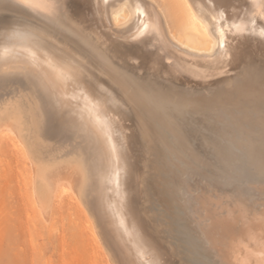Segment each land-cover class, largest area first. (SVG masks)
Returning a JSON list of instances; mask_svg holds the SVG:
<instances>
[{
  "label": "bare ground",
  "instance_id": "obj_1",
  "mask_svg": "<svg viewBox=\"0 0 264 264\" xmlns=\"http://www.w3.org/2000/svg\"><path fill=\"white\" fill-rule=\"evenodd\" d=\"M262 6L264 0H0V180L16 176V156L29 158L17 170L27 174L19 180L21 204L34 211L30 229L38 231V218L54 234L62 209L73 222L70 234L78 232L83 261L75 256L76 264H176L142 208V158L148 127L177 128L175 117L203 109L231 132L232 146L213 147L215 158L200 156L183 132L174 151L153 129L172 169L167 206L185 261L261 264ZM163 76L183 84L165 87ZM196 86L215 94L195 100L202 92Z\"/></svg>",
  "mask_w": 264,
  "mask_h": 264
},
{
  "label": "rangeland",
  "instance_id": "obj_2",
  "mask_svg": "<svg viewBox=\"0 0 264 264\" xmlns=\"http://www.w3.org/2000/svg\"><path fill=\"white\" fill-rule=\"evenodd\" d=\"M167 62H169V60H167ZM142 73L140 71V74H142ZM143 74H144V76L147 75L146 73H143ZM162 79H164V80H166V79L163 76V77H160V80H159L160 82L164 83L165 87H167L169 84L179 85V86L183 84L180 81H177L174 79H168L166 82H164ZM191 86L195 87V84L193 83ZM186 87H189V86L186 85ZM196 87H198V86H196ZM199 87H198V89H199ZM199 90H202V92H200V94L197 96V98H195V100H201L200 97H204V98H205V96L211 97L213 94H215V90L212 89L211 87H206L205 89L202 88ZM138 111L143 117L145 116V114L143 113V111L141 109H138ZM204 111H203V109H201L199 112L198 111H188L185 114L184 120H183V117H175V120L177 118L176 121L178 122V124H180L179 126H181V127H179L177 125V128L175 127V128H164L163 129V127H158L156 124H155V126L148 127L150 135H151V142H149V144H150V146H152V148L149 146V148L146 151L145 156L142 158V162L144 163V165L141 167L143 175H144V181H143V185H142V194H143V196H142V201H143L142 202L143 203L142 208H143L145 215L150 220V222L152 221L151 227H152L153 231L155 230L154 233L160 238L161 241H163L170 248L172 256L176 258L175 259L176 264H187L189 262L185 261L186 257L184 256L185 254H184V250H183L184 245L181 241V237L178 238V236H180V235L176 232V226H177L176 217L174 214H172L171 210H169V208H168L169 197L167 195L166 185L168 182V178L171 175L172 169L167 168L168 162L166 160V155H165V153L167 151H166V149H163V146H161V143L158 140L157 135L153 132V129H155L158 132V134L160 136H162L163 139L167 142V145H165V146H169L174 151L176 149H177V151L180 150L179 146H181V145L179 144V141H178V139H176V137L181 139V136H182L181 132H183L185 134L183 135L184 138L183 137L182 138L187 140L188 142H190V144L192 143L191 144L192 148L195 149L198 147L196 150H198V151L200 150L199 151L200 156H203L204 154H206V156L204 155L203 157L215 158L218 156V154H217V152H215L213 147H215V146L218 147L221 144L231 145V141L229 138L231 132L229 129L224 127V124H223L224 120H221L219 115H216V114L214 115L211 112H208V111L204 112ZM196 112L200 113L202 116L200 118L201 120H198V122L193 121V116L196 115L195 114ZM188 113L191 116H189ZM202 113L204 115H202ZM192 114H194V115H192ZM202 118H204V119H202ZM191 123H193V124L191 125ZM193 127L196 129H194ZM204 129H206V131ZM202 130L204 131L205 134H207L209 132L208 133L209 137L207 135H205ZM212 131L216 132V133H213ZM175 132L179 133V134H177L178 136L174 135V134H176ZM193 132H195V133H193ZM198 134L199 135L201 134L202 136L201 135L198 136ZM191 135L192 136L194 135L193 136L194 138ZM203 135L205 136V138L208 137V140H206L205 138H201V137H204ZM152 136L155 137V139ZM188 137H189V139H188ZM199 138H201V139H199ZM214 139H216V140H214ZM203 141H205V142H203ZM207 141H209V142H207ZM196 142H197V145H196ZM202 143H204V144L202 145ZM199 144H201V145H199ZM208 144H213V145H211L212 147L210 148V145L208 146ZM205 145H207L208 147ZM157 148H159V149L157 150ZM205 148H207V149H205ZM153 151H154V153H153ZM206 151L207 152L209 151V153H206ZM147 152H149L150 154ZM151 152H152V154H151ZM215 154H217V155H215ZM152 155H156V156H152ZM16 157L18 158V159H16V160H18L17 162L22 161V164H21V162L19 163L21 165H24L23 162H25L26 165L30 163L28 161L29 160L28 157L26 158L27 160H24V161L22 160L21 156H16ZM157 157H159V158H157ZM19 158H21V160ZM143 159H144V161H143ZM11 160L9 159L8 161L5 162L7 169H10L11 167H13V161H11ZM17 162H15V164ZM151 163H153V164H151ZM160 164H162V165H160ZM21 165H19V167H17V169L20 168ZM26 165L24 166V168L29 166V165H27V166ZM17 166H18V164H17ZM158 166H160V168L163 167L165 169V171L163 168L158 170ZM155 168L157 170L154 171ZM17 169H15L17 171V172L15 171L16 176L21 174V175H19L20 177H18V180L14 181L12 179L15 175H13V177L11 179H10V177L9 178L3 177V179L0 180V264H59V263L60 264H76L75 259H74L75 256L79 257V261L82 262L83 261V254H82L81 250L79 249V246L77 245L78 242H76L79 239L76 238V241H75V238H74L75 235H76V237H78L77 236L78 232H75V234H73L74 237L71 235L72 233L70 234L71 228L69 227V225H70L69 222H72V221H70V219L68 221V219H67V217L70 218V216H68V213L65 212L67 210H64V212L66 214L62 213L63 212L62 209L55 211V213L58 211H61V212H58V215L57 214L56 215L58 216V222H59V219H61V218L63 219V221H61L62 220L61 219L60 220L61 222L57 223V221H55V219H54V225L57 223L56 226L52 225V227H51L53 229L57 228L56 232L52 229L54 234L52 232L49 233L48 227H47L48 231L45 230L46 227L41 228L40 227V224H41L40 221L38 222V218L36 221V219H34V218H36V216L34 217L33 214H32L33 215L32 219H34V221L37 222V223H33V224H36V225L39 224V228H41V229L40 230H39V228L37 229L38 225H37V227L35 225V230H38V231H34V227H33V229L32 228L30 229V227L28 225V221L30 220V218L28 217L29 216L28 211H32L31 213H34V211L31 210L32 207L27 206L28 208H30L29 210H27L28 208H26L24 206V203H23V205L21 204L23 201L26 202V200H25L26 194L25 193H23L25 195L21 194L23 192L22 189L25 190L24 189L25 187L22 188L23 186H25V184L19 180V179H22V173L24 171H22V170L20 171ZM26 169L28 170V168H26ZM18 171H20L19 174H18ZM23 174H24L23 176L25 178L27 176V174L26 173H23ZM158 175H160V176H158ZM16 176L14 177V179H16ZM8 179H10V180H8ZM16 181H18L17 183H19L18 186H21V187H18V188L14 187V183ZM22 181H24V179ZM17 189H19V191ZM10 193H12V195ZM20 194H21V196L25 197L24 199L22 198L23 201L20 197ZM66 194L68 196V193H66ZM64 196H65V194H64ZM67 196H65V197H67ZM70 196L73 197L72 193L67 198H69ZM75 196H78V195L76 194V195H74V197ZM74 197L72 198V200L73 199L74 200L79 199V196L76 199ZM9 199H11V200H9ZM27 201H28V199H27ZM28 203L27 204L30 206V204H31L30 200ZM161 204H162V206H161ZM73 212L76 215V212L75 211H73ZM59 213L62 215L64 214L66 216V219H65V216H62V215H61L62 217L59 218V216H60ZM74 213H73V215H74ZM11 214L14 216H12ZM29 214H30V212H29ZM81 214H82V212H81ZM10 215L12 217H10ZM78 215L79 214H77L76 216H78ZM54 217L55 216L53 213V217L51 216L52 220ZM166 217H167V219H166ZM170 218H171V221H170ZM82 219H84V217L83 218L81 217L80 220L82 221ZM77 222H78V219H77ZM68 223H69V225H68ZM30 224H32V222ZM33 224L31 226H33ZM76 224H78V223H76ZM76 224H74V225H76ZM72 225H73V222H72L71 226ZM15 226H16V228H15ZM73 228H74V226H73ZM61 229L63 231H65L64 235L66 236L64 239L65 241L63 240V238H64V237H62L63 235L61 236L62 238H60V237L58 238V240L61 239V241L64 242V243H62V245L64 244V247H62V248H61L60 241L57 240L58 235L62 234ZM60 230H61V232H60ZM47 232L49 234H51V233L52 234L49 235ZM57 232H58V235L56 237L55 234H57ZM73 232H74V230H73ZM71 236H72V238H71ZM36 242L38 245L36 244ZM76 248H77V252H76V250L75 251L73 250ZM21 250H22V252H21ZM102 263L103 264L106 263L104 258H103Z\"/></svg>",
  "mask_w": 264,
  "mask_h": 264
},
{
  "label": "snow or ice",
  "instance_id": "obj_3",
  "mask_svg": "<svg viewBox=\"0 0 264 264\" xmlns=\"http://www.w3.org/2000/svg\"><path fill=\"white\" fill-rule=\"evenodd\" d=\"M26 2H27V0H26ZM261 10L264 11V6H262ZM220 15L221 16L224 15L223 10H220ZM260 35L264 36V30L261 31ZM223 46H224V44H223V42H221L220 47H223ZM261 257H262L261 264H264V252H261Z\"/></svg>",
  "mask_w": 264,
  "mask_h": 264
}]
</instances>
